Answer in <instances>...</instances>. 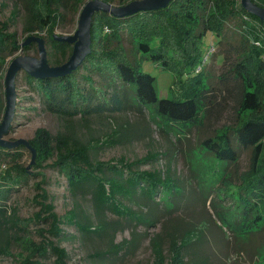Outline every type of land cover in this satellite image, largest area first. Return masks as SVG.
I'll return each mask as SVG.
<instances>
[{
	"label": "rangeland",
	"instance_id": "1",
	"mask_svg": "<svg viewBox=\"0 0 264 264\" xmlns=\"http://www.w3.org/2000/svg\"><path fill=\"white\" fill-rule=\"evenodd\" d=\"M88 1L81 0L66 10L65 16L53 28V38L76 32L80 13ZM129 1L110 2L123 5ZM16 11V17L12 18ZM99 11L104 10L95 13ZM26 17L25 0H0V23L9 21V31L16 33L18 45L5 54V63L0 64V126L7 110L6 76L12 61L19 56L40 58L38 37L44 39L48 62L50 52L55 56L48 29L26 31ZM31 37L37 40H32L34 45L25 48ZM240 37L239 18L226 23L222 41L211 30L204 36L203 60L210 48L214 51L202 65L211 85V94H216V103L208 102L207 116L187 132L178 127L174 131L168 130L153 121L147 109L139 111L135 105L85 118L52 113L29 84L27 72L19 71L15 79L16 105L12 126L4 140L29 141L39 127H45L53 135L61 132L70 136L72 142L89 144L93 160L116 162L123 157L129 162L142 160L136 169L159 170L163 175L169 172L181 185L182 192L170 195V202L166 201L163 191H159L152 201L141 194L132 200L123 199L138 219L122 217L107 209L99 212L90 194L70 191L66 176L52 166L55 156L38 167L36 153L22 144L23 156L18 161L0 154V165L8 167L17 162L30 173L28 183L10 193L6 201L8 211L0 215V264H29L25 258L33 252V244L51 242L66 250V264H156L159 260L170 264L174 262L175 242L184 243L182 264H264V225L247 233H237L228 229L218 214L229 218L235 211L242 178L251 170L252 149H244L235 143L240 151L239 160L220 165L203 146L205 139L221 134L227 127L235 126L241 117L244 119L253 114L249 110L239 113V93L229 85V94L226 84L220 80L229 65L224 62V56L232 53V44L239 43ZM120 41L134 60L131 37L124 28ZM112 43L118 41L114 39ZM71 54L63 61L67 62ZM177 60L182 62L181 57ZM142 68L156 76V87L161 96H173L177 80L174 71L145 59ZM83 74H87L86 69L79 73L86 84L81 77ZM95 78L100 80L98 76ZM106 89L110 93L113 90L111 87ZM223 167L227 169V175L220 179L219 169ZM39 187L48 192L47 199L40 197L42 190ZM52 201L61 219L59 224L63 233L59 236L50 233V219L42 220L47 212L41 211V204ZM39 213L40 219H37ZM75 213L79 225L71 219ZM89 224V231L80 227ZM31 259L55 264L56 256L49 249L46 257L35 254Z\"/></svg>",
	"mask_w": 264,
	"mask_h": 264
},
{
	"label": "trees",
	"instance_id": "2",
	"mask_svg": "<svg viewBox=\"0 0 264 264\" xmlns=\"http://www.w3.org/2000/svg\"><path fill=\"white\" fill-rule=\"evenodd\" d=\"M254 1L264 6V0ZM25 2V30L48 29L55 49V56L49 53V62L63 64L73 47L68 41L53 38V28L65 16L66 10L81 0ZM16 15L17 11L12 18ZM236 18L240 19L241 37L239 43L232 44V53L224 56V62L229 65L220 80L226 84L229 94V85L239 93V113L249 110L253 114L244 119L241 117L235 126L227 127L221 134L205 139L203 146L220 165L239 160L240 151L235 143L244 149H252L251 170L242 178L235 211L229 218L218 212L228 229L247 233L264 225V21L248 11L240 0H170L164 7L140 10L126 16L96 12L91 24L92 49L77 69L63 76L43 78L27 73L26 78L52 113L85 118L135 105L139 111L147 109L153 121L168 130L174 131L178 127L187 132L207 116L208 102L216 103V94H211V85L202 65L214 51L209 49L203 60V38L211 30L222 41L226 23ZM9 24V21L0 23V64L5 63L6 53L18 48L16 33L9 31ZM122 28L131 37L134 60L120 41ZM114 39L118 43H112ZM33 42L26 44L25 48L33 46ZM178 57L182 58L181 63ZM144 59L176 73L172 97L158 93L156 76L142 68ZM82 69L87 71L81 76L86 84L79 77ZM107 87L113 88L111 93ZM29 142L36 153L37 166H43L55 156L52 166L66 176L70 191L90 194L99 212L107 209L122 217L138 219L123 199L132 200L141 194L152 201L159 191H163L169 201L170 195L182 192L181 185L169 172L163 175L159 170L136 169L142 160L129 162L123 157L116 162L93 160L89 144L72 142L65 133L53 135L47 128L39 127ZM23 147L22 144L15 149L0 146V154L18 161L23 156ZM5 167V164L0 165L1 216L8 211L6 201L10 193L20 185H26L30 178L29 171L17 162ZM219 171L220 179L227 175L226 168ZM39 188L42 190L40 197L47 199L48 192ZM53 203L41 204V211L47 212L42 220L50 219V233L59 236L63 233L59 224L61 219ZM39 215L41 213L37 219H40ZM71 219L79 225L77 213L72 214ZM80 227L90 230V224ZM182 245V242L174 243V262L170 264L183 263ZM33 247V252L25 258L29 264H46L42 259L31 258L35 254L44 258L49 249L56 256L55 264H66L68 253L64 248L52 242L33 244ZM156 264L164 263L159 260Z\"/></svg>",
	"mask_w": 264,
	"mask_h": 264
},
{
	"label": "water",
	"instance_id": "3",
	"mask_svg": "<svg viewBox=\"0 0 264 264\" xmlns=\"http://www.w3.org/2000/svg\"><path fill=\"white\" fill-rule=\"evenodd\" d=\"M170 0H131L123 5H113L107 0H89L83 7L79 26L72 35H63L59 40L68 41L74 44L70 59L60 65H51L47 60V50L44 45V39L38 37L40 58L33 56H19L14 59L9 66L6 76L7 86V110L3 123L0 126V146L14 148L21 144H26L30 148L29 141L8 142L4 140L11 130L14 110L16 105L15 79L19 71L25 70L28 74L36 78L63 76L77 69L91 51L92 33L91 24L95 11L104 10L115 16H126L140 10L158 9L168 5ZM242 5L250 12L258 15L264 21V6L254 0H241ZM37 40L35 37L29 38V42ZM33 150V149H32ZM34 154L35 151L33 150Z\"/></svg>",
	"mask_w": 264,
	"mask_h": 264
},
{
	"label": "built area",
	"instance_id": "4",
	"mask_svg": "<svg viewBox=\"0 0 264 264\" xmlns=\"http://www.w3.org/2000/svg\"><path fill=\"white\" fill-rule=\"evenodd\" d=\"M210 51H212L211 48H210Z\"/></svg>",
	"mask_w": 264,
	"mask_h": 264
}]
</instances>
